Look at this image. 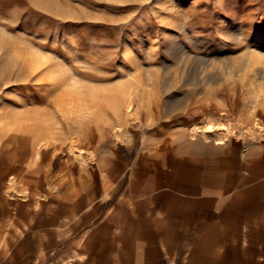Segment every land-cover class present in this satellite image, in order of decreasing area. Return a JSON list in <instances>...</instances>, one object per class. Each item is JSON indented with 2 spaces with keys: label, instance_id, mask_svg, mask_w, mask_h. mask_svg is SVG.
I'll return each mask as SVG.
<instances>
[{
  "label": "rangeland",
  "instance_id": "obj_1",
  "mask_svg": "<svg viewBox=\"0 0 264 264\" xmlns=\"http://www.w3.org/2000/svg\"><path fill=\"white\" fill-rule=\"evenodd\" d=\"M0 36V249L32 235L34 264H107L71 228L107 185L116 207L206 142L264 136V0H0Z\"/></svg>",
  "mask_w": 264,
  "mask_h": 264
},
{
  "label": "crops",
  "instance_id": "obj_2",
  "mask_svg": "<svg viewBox=\"0 0 264 264\" xmlns=\"http://www.w3.org/2000/svg\"><path fill=\"white\" fill-rule=\"evenodd\" d=\"M205 144L201 152H190L185 175L178 168L171 172L169 187L143 186L138 196L125 194L114 207L107 185L111 201L103 219L91 218L82 230L88 218L80 214L71 228L81 237L93 234L82 242L105 241L99 246L108 250L107 264H129L120 259L129 255L132 264H147L150 256L157 264L161 258L174 264L172 258L185 249L188 256L206 258L203 264H264V136ZM29 239L31 249L28 241L23 249H0V264H34Z\"/></svg>",
  "mask_w": 264,
  "mask_h": 264
},
{
  "label": "bare ground",
  "instance_id": "obj_3",
  "mask_svg": "<svg viewBox=\"0 0 264 264\" xmlns=\"http://www.w3.org/2000/svg\"><path fill=\"white\" fill-rule=\"evenodd\" d=\"M1 40H2V37L0 36V41H1ZM4 45H5V44H4ZM4 45H3V47H4ZM61 263L64 264V263H67V262H65V261L63 262V261H62Z\"/></svg>",
  "mask_w": 264,
  "mask_h": 264
}]
</instances>
